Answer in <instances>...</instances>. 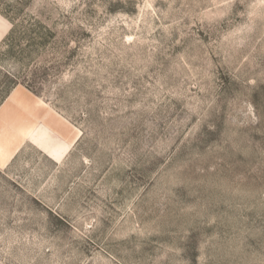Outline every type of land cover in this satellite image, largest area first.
<instances>
[{
    "label": "rangeland",
    "instance_id": "374dc122",
    "mask_svg": "<svg viewBox=\"0 0 264 264\" xmlns=\"http://www.w3.org/2000/svg\"><path fill=\"white\" fill-rule=\"evenodd\" d=\"M10 18L0 264H264V0H0V50Z\"/></svg>",
    "mask_w": 264,
    "mask_h": 264
},
{
    "label": "trees",
    "instance_id": "16d2710c",
    "mask_svg": "<svg viewBox=\"0 0 264 264\" xmlns=\"http://www.w3.org/2000/svg\"><path fill=\"white\" fill-rule=\"evenodd\" d=\"M12 23V27L10 29V32L8 35L5 37L3 41H7V47L3 50H0V57L2 56H10L14 58L15 60H22L24 58L25 54H28L29 48H33V46L36 44L33 37L31 36V41H29V33L26 31L27 29L20 30L19 23L16 20H12V18L9 19ZM30 30V29H28ZM25 40L23 43L22 40ZM32 42V43H31ZM19 62V61H18ZM5 76L11 78L13 86L10 87H3L4 91L2 97L0 98V105L6 100V98L10 95L12 90L20 85L24 84V82L19 81L18 75L14 72L13 68L10 70H6L4 73ZM28 87L30 86L28 84V81L26 82ZM31 87V86H30Z\"/></svg>",
    "mask_w": 264,
    "mask_h": 264
},
{
    "label": "bare ground",
    "instance_id": "6f19581e",
    "mask_svg": "<svg viewBox=\"0 0 264 264\" xmlns=\"http://www.w3.org/2000/svg\"><path fill=\"white\" fill-rule=\"evenodd\" d=\"M37 106L41 107L43 105L42 101H37ZM28 108H33L32 105L27 104ZM35 109V108H34ZM38 122L37 119H32L25 121L24 123L17 122L15 123V127L17 131L21 134L23 138H29L32 133H34L35 128ZM14 157V152L0 144V167H5L10 160Z\"/></svg>",
    "mask_w": 264,
    "mask_h": 264
}]
</instances>
